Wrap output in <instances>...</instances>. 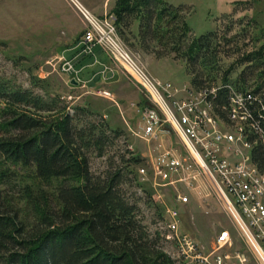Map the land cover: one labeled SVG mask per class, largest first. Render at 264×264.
Here are the masks:
<instances>
[{
	"label": "trees",
	"instance_id": "trees-1",
	"mask_svg": "<svg viewBox=\"0 0 264 264\" xmlns=\"http://www.w3.org/2000/svg\"><path fill=\"white\" fill-rule=\"evenodd\" d=\"M250 4L234 2L221 16L224 25L190 40L183 6L115 0L110 16L129 48L181 60L189 86L206 92L223 119L228 86L251 95L264 90V42L256 47L262 32L252 18H233ZM28 84L0 78V264H176L158 233L146 230L138 198L124 188L133 184L161 218V207L138 180L143 159L124 147L116 161L107 158L104 171H90L89 155L103 157L121 131L84 106L66 109L44 79L29 75ZM256 110L262 126L264 110ZM251 157L260 166L259 146Z\"/></svg>",
	"mask_w": 264,
	"mask_h": 264
},
{
	"label": "built area",
	"instance_id": "built-area-1",
	"mask_svg": "<svg viewBox=\"0 0 264 264\" xmlns=\"http://www.w3.org/2000/svg\"><path fill=\"white\" fill-rule=\"evenodd\" d=\"M67 2L84 25L77 43L80 53L92 55L93 49L98 47L124 70L145 100L144 105L130 104L137 127L136 131H128L135 139L152 145V149L147 150L152 186L173 190V206H168L158 196L152 199L161 207L156 232L173 249L163 251L176 264L246 262L245 256L239 252L232 255L219 252L230 245L229 233L225 229L217 231L213 249L208 253L189 234L181 231L178 207L188 203V197L181 189L192 195L203 182L234 221L246 247L260 264H264V118L262 126L256 120V108L264 110V90L251 95L228 86L226 102L220 108L224 114L222 119L207 102L206 92L195 91L188 85L176 87L167 81H151L116 42L111 16L99 18L77 0ZM58 70L64 75L76 74L72 63L63 58L59 59ZM213 92L214 89L209 90V94ZM99 93L103 97L110 95L105 91ZM66 98L70 100L71 97ZM163 135H173L180 149L172 144L163 146L160 143ZM255 146L260 148V166L252 161ZM125 147L132 150L126 141ZM137 174L139 182H145L144 169L139 167Z\"/></svg>",
	"mask_w": 264,
	"mask_h": 264
},
{
	"label": "rangeland",
	"instance_id": "rangeland-1",
	"mask_svg": "<svg viewBox=\"0 0 264 264\" xmlns=\"http://www.w3.org/2000/svg\"><path fill=\"white\" fill-rule=\"evenodd\" d=\"M77 1L89 13L99 18L104 15L110 16L115 2V0ZM163 1L172 6L184 7L183 17L190 30L189 40L216 29L218 23L220 26L224 25L226 19L221 16L231 11L234 2L251 1L248 10L238 9L233 18L240 16L252 18L262 32L263 39L256 44V47L264 42V0ZM83 30L84 25L80 17L67 0H0V78L23 88L29 87V75L44 79L51 91L60 95L69 111L74 106H84L89 111L100 114L108 126L112 129L118 128L121 135L106 149L103 157L89 155L90 171L93 174L104 171L108 157L113 156L116 161L117 155L125 149L124 143L121 142L124 138L131 145V152H135L143 159L140 167L144 169L146 179L144 187L151 198L158 196L168 206H172V188L152 186L153 177L147 165L149 160L147 150L152 149V145L135 139L128 131H136L137 127L135 113L130 104L136 105L143 97L124 70L107 56H105L108 62L106 65L92 68V71H98V75L91 79V73L87 68L80 71L76 69V74L71 76L64 75L58 70L60 58L73 61L71 51L68 49L74 47L72 50L75 54L78 52L81 54L80 46L75 47V45ZM254 32L258 35L256 30ZM114 36L123 51L151 81H167L176 87L189 86V77L184 71V64L181 60L175 59L173 54L160 52L162 57L156 58L153 54H145L137 48L131 49L126 46L117 36L116 31ZM81 55L79 56L81 62L91 60L93 63L95 58L93 52L92 55ZM230 61L231 58L228 59V62ZM129 71L136 77L131 70ZM71 79L76 81L77 85L70 84ZM87 79L91 81L85 82ZM100 91L110 95L103 97ZM67 96L71 97L70 100L66 98ZM160 143L163 146L172 144L180 149L173 135H163L160 137ZM124 188L127 195L133 194L134 198H138L137 207L142 223L149 234H154L158 229L159 220L154 208L147 205L144 195L133 184ZM181 191L188 197V203L178 207L179 227L189 234L205 253L213 249L217 231L225 229L229 233L230 245L220 249L219 252H227L229 255L239 252L246 258L244 264H260L241 240L234 221L224 212L221 202L203 182L192 195L183 189ZM158 244L162 250L173 251L172 245L164 242L160 237Z\"/></svg>",
	"mask_w": 264,
	"mask_h": 264
},
{
	"label": "crops",
	"instance_id": "crops-1",
	"mask_svg": "<svg viewBox=\"0 0 264 264\" xmlns=\"http://www.w3.org/2000/svg\"><path fill=\"white\" fill-rule=\"evenodd\" d=\"M77 46V43L75 45V47ZM74 47H72L71 49H68L71 51V56L73 57V61H71V63L73 64V67L75 68V70H82L83 68H87V71L89 70L90 73H91V77H95L96 75H98V71L94 72L92 71V68L94 66H98V67H101L102 65H106L108 62H106L107 58L105 57L106 55L98 48V47H95L93 49V53H94V56L95 58H93V63L90 61H87V62H81V59H79L82 55L78 53L75 54V51L72 50ZM71 56H69L71 58ZM80 56V57H79ZM76 65H78L79 67H76ZM101 79H102V76L100 75ZM98 77H96L95 79L97 80ZM90 79H87L85 80V82H90L91 80ZM140 93V92H139Z\"/></svg>",
	"mask_w": 264,
	"mask_h": 264
},
{
	"label": "water",
	"instance_id": "water-1",
	"mask_svg": "<svg viewBox=\"0 0 264 264\" xmlns=\"http://www.w3.org/2000/svg\"><path fill=\"white\" fill-rule=\"evenodd\" d=\"M70 84H72V85H74V86H75V85H77V82H76V81H74L73 79H71V80H70Z\"/></svg>",
	"mask_w": 264,
	"mask_h": 264
}]
</instances>
